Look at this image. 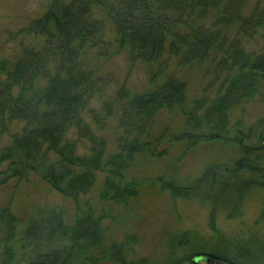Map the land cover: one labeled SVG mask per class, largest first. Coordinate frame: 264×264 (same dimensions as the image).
Segmentation results:
<instances>
[{
    "label": "trees",
    "instance_id": "obj_1",
    "mask_svg": "<svg viewBox=\"0 0 264 264\" xmlns=\"http://www.w3.org/2000/svg\"><path fill=\"white\" fill-rule=\"evenodd\" d=\"M247 1L52 0L31 22L29 33L43 39L42 45L23 49L15 62L0 60V136L14 123L23 124L0 149V186L34 174L76 203V218L68 225L61 211L41 209L21 230L10 208H0V264H150L147 258H132L134 236L108 242L105 221L112 216L106 207L128 206L140 197L141 185L130 172L139 156H166L164 142L184 144L186 151L210 142L239 148L234 161L212 164L193 181L157 178L159 189L173 199L211 207L210 225L217 235V213L240 217L253 191L264 194V118L248 131L240 124L232 129L230 121L233 110L256 97L264 99V45L249 48L264 37V0L249 15L244 12ZM98 9L106 11L120 49L132 61L155 63L168 53L183 66L208 64L213 78L207 91L217 87L214 97L205 95L191 106L187 85L175 77L144 93L120 89L123 136L110 155L105 139L84 119L92 100L111 82L82 60L88 48L101 43L105 22L96 18ZM172 108L182 113L183 129L155 135L159 114ZM103 111L95 122L104 127L114 109L104 106ZM99 173L105 174L99 196L105 208L98 215L92 205L82 209L80 199L95 187ZM193 239L189 232L171 235L175 255L185 248L191 254L167 264H200L194 261L199 256L237 264L227 250L213 251L210 243Z\"/></svg>",
    "mask_w": 264,
    "mask_h": 264
},
{
    "label": "rangeland",
    "instance_id": "obj_2",
    "mask_svg": "<svg viewBox=\"0 0 264 264\" xmlns=\"http://www.w3.org/2000/svg\"><path fill=\"white\" fill-rule=\"evenodd\" d=\"M51 2L52 0H0V60L15 62L23 49L42 45L43 39H36L30 34L29 26L46 12ZM257 2L258 0H248L245 3L246 15L252 12ZM95 16L105 22L99 38L101 43L88 48L82 60L89 69L99 76L110 78L111 82L103 94L92 100L84 119L97 136L105 139L107 155L118 151L123 136V131L118 126L124 108V104L118 100L120 89L125 88L133 94L144 93L162 84L167 78L175 77L187 85L188 106L205 95L215 96L217 87L207 91L213 78L208 64L183 66L178 58L171 57L168 53L155 63L132 61L129 52L120 49L114 26L107 18L106 11L98 9ZM263 45L264 37L259 36L249 48L260 50ZM104 106H113L114 114L103 127L96 124L95 117L105 115ZM262 118L264 99L261 97L248 101L230 114L232 129L240 124L245 131ZM184 123L185 119L178 108L163 110L156 121L155 135H161L165 131L168 135L178 133L183 129ZM22 128L23 124L14 123L7 133L1 135L0 149L8 145ZM165 147L168 148V154L162 158L137 157L130 177L141 185L140 197L131 201L128 206L106 207L112 216V219L105 221L108 242L134 236L137 244L133 259L147 258L150 264H167L175 257L191 254V249L185 248L175 255L169 244L171 235L189 232L195 238L193 241L208 242L213 251L214 248L227 250L231 258L237 259V264H264L262 192L253 191L250 194L240 217L229 218L224 211L217 213L215 223L220 231L217 235L210 225L211 207L197 200L173 199L157 186V178L161 175H175L182 181H193L212 164L234 161L239 155V148L235 144L223 142L202 143L189 151L180 143L170 145L164 142L162 148ZM84 151V147H81L80 153ZM104 180L105 174L99 173L95 187L80 199L82 209L92 205L99 215L105 208L99 200ZM0 208H10L18 219L21 230L30 216L41 209L61 211L68 225H73L76 218V203L34 174L27 179H15L0 186Z\"/></svg>",
    "mask_w": 264,
    "mask_h": 264
},
{
    "label": "water",
    "instance_id": "obj_3",
    "mask_svg": "<svg viewBox=\"0 0 264 264\" xmlns=\"http://www.w3.org/2000/svg\"><path fill=\"white\" fill-rule=\"evenodd\" d=\"M196 263L197 262H206L207 264H231L229 262H223V261H220V260H216V259H213L211 257H207V256H199V257H196L195 260H194Z\"/></svg>",
    "mask_w": 264,
    "mask_h": 264
}]
</instances>
